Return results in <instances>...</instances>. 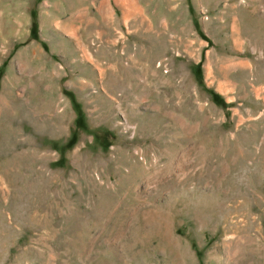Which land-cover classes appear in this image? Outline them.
Masks as SVG:
<instances>
[{
	"label": "rangeland",
	"instance_id": "obj_1",
	"mask_svg": "<svg viewBox=\"0 0 264 264\" xmlns=\"http://www.w3.org/2000/svg\"><path fill=\"white\" fill-rule=\"evenodd\" d=\"M0 264H264V0H0Z\"/></svg>",
	"mask_w": 264,
	"mask_h": 264
},
{
	"label": "bare ground",
	"instance_id": "obj_2",
	"mask_svg": "<svg viewBox=\"0 0 264 264\" xmlns=\"http://www.w3.org/2000/svg\"><path fill=\"white\" fill-rule=\"evenodd\" d=\"M237 229H238V228H237ZM260 230H261V229H260ZM234 231H235V230H234ZM252 242H253V241H252ZM233 245H234V244H233ZM233 245H232V246H233ZM235 245H236V244H235ZM238 245H239V244H238ZM233 247H234V246H233ZM236 248H237V247H236ZM237 252H238V251H237Z\"/></svg>",
	"mask_w": 264,
	"mask_h": 264
}]
</instances>
